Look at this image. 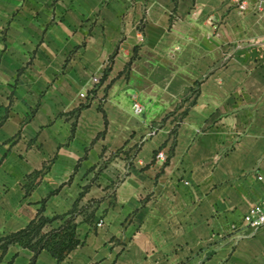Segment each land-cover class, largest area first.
<instances>
[{"label": "crops", "instance_id": "obj_1", "mask_svg": "<svg viewBox=\"0 0 264 264\" xmlns=\"http://www.w3.org/2000/svg\"><path fill=\"white\" fill-rule=\"evenodd\" d=\"M85 186L60 264H264V0H0V236Z\"/></svg>", "mask_w": 264, "mask_h": 264}, {"label": "trees", "instance_id": "obj_2", "mask_svg": "<svg viewBox=\"0 0 264 264\" xmlns=\"http://www.w3.org/2000/svg\"><path fill=\"white\" fill-rule=\"evenodd\" d=\"M86 190L87 186L83 188L71 211L53 217L44 214L46 205L44 199L42 207L25 228L0 236V250L6 252L10 245L19 244L34 251L33 261H35L39 253L46 249L58 259L60 264L81 243L77 234L78 215L82 214L84 220H90L93 216L92 211L89 215L86 213L89 207L80 206L79 203ZM56 220L63 222L58 227H54L53 223Z\"/></svg>", "mask_w": 264, "mask_h": 264}, {"label": "built area", "instance_id": "obj_3", "mask_svg": "<svg viewBox=\"0 0 264 264\" xmlns=\"http://www.w3.org/2000/svg\"><path fill=\"white\" fill-rule=\"evenodd\" d=\"M98 77H95L93 79V82H99ZM134 98V104L133 109L135 114H141L143 112V106L142 104L137 100L136 96L133 95ZM167 156L164 154V152H161L157 156L158 162L165 161ZM261 178V177H260ZM244 222L245 224L253 229V230H259L264 227V199L260 200L259 202L251 205L247 212L244 215Z\"/></svg>", "mask_w": 264, "mask_h": 264}, {"label": "rangeland", "instance_id": "obj_4", "mask_svg": "<svg viewBox=\"0 0 264 264\" xmlns=\"http://www.w3.org/2000/svg\"><path fill=\"white\" fill-rule=\"evenodd\" d=\"M95 78V77H94ZM93 78V79H94ZM101 82H102V80L101 79H99V82H96V83H94V82H92V84H93V88L90 90L91 92H90V94H89V96L91 97L92 96V94L94 95V94H96V90H95V86H97L98 84H101ZM94 91H95V93H94ZM97 95V94H96ZM106 96V95H105ZM84 107H85V105H84ZM76 115V112L74 111V116ZM107 123V122H106ZM101 133L102 132H100V135H101ZM139 144H140V142H138ZM138 143H137V148L139 147L138 146ZM118 152V155H122L123 157H125V159L127 160V162H128V164H134V162H133V159H134V151H132V148L131 149H128V150H126V151H122L121 152V150H118L117 151ZM161 152H164L163 150H160V151H158V152H156L155 154H154V156H153V161H158L157 160V156H158V154L159 153H161ZM117 154V153H116ZM164 154L167 156V153L166 152H164ZM115 156V154L114 153H107V154H102V157H101V160H100V167L98 168V170H100L101 168H102V166L106 163V162H108L109 160H111L113 157ZM168 157V156H167ZM167 161V158H166V160L165 161H163V163H161V164H165V162ZM113 189H114V186H112V188L110 189V192H112L113 193ZM81 206V205H80ZM91 207H93V205H89V208H87V210H86V213L89 215L90 214V209H91ZM81 208V207H80Z\"/></svg>", "mask_w": 264, "mask_h": 264}]
</instances>
